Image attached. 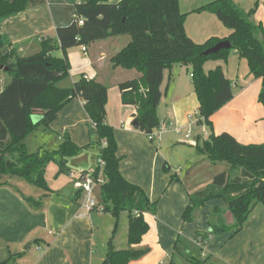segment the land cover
Returning <instances> with one entry per match:
<instances>
[{
	"label": "trees",
	"instance_id": "obj_1",
	"mask_svg": "<svg viewBox=\"0 0 264 264\" xmlns=\"http://www.w3.org/2000/svg\"><path fill=\"white\" fill-rule=\"evenodd\" d=\"M115 1L118 3L112 5ZM44 3L45 0H0V66L9 68L6 72L9 80L5 79L0 91V177H19L49 192L46 180L49 164L56 163L59 174H70L68 160L88 147L77 146L69 133H65L58 150L30 153L24 140L40 126L50 128L68 103L81 99L90 118V134L98 136L96 146L100 153L97 161L101 159L105 164L106 182L100 187L102 212L114 216L126 212L129 219L127 239L130 248L116 251L110 242V251L103 264H130L149 252L132 247L140 245L149 232L145 214H154L157 203L121 173L122 158L118 155L114 128L106 121L109 87L85 77L72 88L60 86L70 76L67 51L103 39L132 36L110 61L114 69L133 70L140 75L118 87L122 104L136 108L137 130L147 136L161 127L157 110L162 100L164 72L175 65L190 68L199 102L198 123L212 131V117L233 99V91L222 67L206 72L205 64L226 62L232 52H237L247 60L251 74L262 80L259 103L264 107V28L251 22L250 14L232 0H213L196 12L216 15L231 34L226 39L211 38L198 45L183 32L186 16L179 13L178 0H85L77 6L78 18L72 25L59 28L56 38L42 39L39 51L24 57L2 33V25L30 6ZM81 17L84 18L83 25L79 24ZM148 32L152 36L148 38L149 47H145L142 39ZM224 41L231 43V49L205 55ZM58 51L63 52V57L53 55ZM36 111L42 112L38 124L32 121ZM194 148L210 163L228 166L227 171L217 175L205 188L189 195L190 204L183 213L184 223L191 224L209 202L216 199L225 202L226 209L214 208L216 220L209 224L208 230L196 233V241L206 246L212 238L239 233L254 209L258 205L264 206V144L243 145L228 133H212ZM98 171L96 162L92 174L97 176ZM173 180L180 179L174 176ZM9 261L0 264H9ZM191 263L207 264L196 258H192Z\"/></svg>",
	"mask_w": 264,
	"mask_h": 264
},
{
	"label": "crops",
	"instance_id": "obj_2",
	"mask_svg": "<svg viewBox=\"0 0 264 264\" xmlns=\"http://www.w3.org/2000/svg\"><path fill=\"white\" fill-rule=\"evenodd\" d=\"M212 1L178 0V11L186 16L183 32L198 45L211 38L226 39L231 34L216 15L196 12ZM84 2L85 0H45L44 4L30 6L25 12L4 22L2 33L8 36L13 47L17 48L22 56L33 55L39 51L42 39L56 38L59 28L73 24L78 18L77 6ZM113 3L117 4L118 1ZM151 36L152 33L148 32L142 39L145 47H149L148 38ZM131 39L132 36L123 35L99 40L86 45V53L82 51V46L80 50H68L67 57L71 64L70 82L61 87L72 88L82 77L109 87L106 121L114 128L118 155L122 158L121 173L129 182L144 188L152 202L155 193L163 192L166 187L177 188L170 182L167 186L164 184L156 187L152 175L162 173L164 168L172 169L168 158L161 153V144L165 143L167 147L188 144L192 147V172L203 170L209 175L207 180L199 186L196 184L183 197L177 196L178 201L172 202L171 209H160V205L154 215L145 214L150 231L140 245L132 248L148 249L149 252L142 259L130 263L192 264V238L197 232L207 231L209 224L200 221V226L193 228L192 223H184L182 217L190 204L189 195L202 187L205 188L217 175L228 169L224 163H210L205 156L198 155L194 147L208 139L212 133H228L243 145H263L264 107L259 103L263 83L251 74L247 60L242 59L237 52H232L226 62H207L204 67L206 72L222 67L225 76L232 83L233 99L212 117V131L197 120V124L204 128L203 138L198 135V138L192 139L191 142L174 137L179 135L175 129L186 128L191 115H196L199 107L192 74L191 81L187 76L191 69L175 65L171 70L165 71L161 85L162 100L157 114L162 127L172 125L173 128L163 130L160 148L156 147L155 150L148 136L134 128L136 108L122 104L118 87L122 82L138 78L139 73L121 68L114 69L110 61ZM55 53L63 56L62 51ZM1 84L0 91L4 86ZM33 116L36 117L34 122L38 124L42 119V112L36 111ZM89 124L90 118L84 103L81 99H75L65 106L50 128L39 131L41 126L38 127L37 134L40 132L41 136L36 135V145L29 139L30 136L24 140L30 153L40 150L56 151L63 143L62 136L69 133L77 146L88 148L78 157L68 160L70 174L61 175L56 163L49 164L46 178L50 171L58 180L52 184L46 179L49 192L36 187L34 190L25 187L26 194H23L18 190V186L12 184L14 180L11 176L0 181V261L10 260L9 264H103L107 258L110 251L108 242L115 231L108 218L113 216L98 209L88 212L82 207V192L79 193L73 186L76 174L92 173L95 170L100 153L98 146H90L95 140L88 131ZM45 132L49 135H45ZM148 172L152 177L147 179L146 176L144 179L143 173L148 175ZM175 174L179 178V175ZM99 188L94 190V194L99 196L101 201ZM223 204L224 206L216 207L226 209L225 202ZM123 214L128 215L126 212L121 215ZM50 232H54V235ZM181 240L187 242L183 248L179 244ZM194 242L201 246L195 239ZM128 247V243L125 244L124 241L117 243L115 237L114 250L121 251ZM203 250L209 255H206L208 259L212 257L216 262L214 264H264V206L258 205L254 209L239 233L212 238ZM210 263L212 261L207 262Z\"/></svg>",
	"mask_w": 264,
	"mask_h": 264
},
{
	"label": "rangeland",
	"instance_id": "obj_3",
	"mask_svg": "<svg viewBox=\"0 0 264 264\" xmlns=\"http://www.w3.org/2000/svg\"><path fill=\"white\" fill-rule=\"evenodd\" d=\"M233 3L235 5H237L240 9L245 11L247 14H250L251 22H253L255 25H258V26L261 25L264 28V12H263L264 11V0H233ZM113 4L114 3H112V5ZM81 19L83 20L84 18L81 17ZM259 19H261L262 21L259 20ZM74 48H76V50L77 49L80 50L81 46H77V47H74ZM53 55L55 57H61V54L54 53ZM190 75H191V72L187 73L188 79L191 81ZM0 76L2 77V82L1 83L4 84L5 79L8 82L9 76L6 74V72H4V71L0 72ZM69 82H70V77L65 79L64 81H62L60 83V86H64V85L68 84ZM35 118L36 117L32 116V121H33L34 124H36L34 122ZM37 129L29 135L30 136L29 139L34 141V145H36V143H35L36 142V140H35L36 135H40V132H39V134H37L38 133ZM39 129H40L39 131H45L44 129H48V128H45L44 126H41V128H39ZM86 129H87V127H86ZM203 129L204 128L201 125L197 124L196 115L192 114L191 118L189 119V124L187 125V127L181 129L179 135H176L174 137L178 138L179 140H185V141H191L192 142V139L198 138V135L201 136V139L203 138V133H204ZM45 133H46L45 135H49L47 132H45ZM92 136H93V139L95 140V142L92 143V145H91L92 148H93L96 145L97 141H98V136L96 134H94ZM159 145L160 144H158V145L153 144L155 150H156V147L160 148ZM35 148H37V147H35ZM32 150L36 151L37 149H31V151ZM35 151H33V152H35ZM85 153H87V152H85ZM161 153L165 157L168 158L167 159L168 164L172 167V169L166 170L164 168L163 169L164 172L162 171V173L160 172V173H157L156 175L155 174L152 175L154 177V181L156 182V187L159 188L161 185H164V184H166V186H167V184H169V182H170L171 185L174 184V185H176L177 188L173 189L172 187L171 188L166 187L165 189H163V192L155 193V197H154V201L153 202L157 203L156 212L159 209L160 205H162L160 207V209L163 208V207L166 208V209H171L173 201L177 202L179 197H183L184 194H186L187 192H190V190H192V188L195 187L196 184H198V186H199L200 183L205 182L207 180L208 176H209L208 173H205L203 170H200V171L198 170V171L192 172V165H193L192 164V147L190 145H188V144H186V145L185 144H176V146L167 147L166 144L163 143V144H161ZM224 165H227V164L224 163ZM175 173H177L179 175V178H180L179 181H174L173 180V177L176 176ZM47 174L48 175H47L46 179L48 181L50 180V182L52 184H54L55 181H58V180L55 179V174H52V172L49 171ZM147 174L148 175L143 173V178L144 179L146 178V176H147V179L148 178L150 179V177H152L150 172H148ZM61 175H66V174H61ZM6 177H8V176L0 177V181L5 179ZM9 179L10 178H7V180H9ZM12 179L14 180L12 184L14 186H18V190L23 192V194H26L25 187H29L28 189H33V190L36 189L34 186L30 185L28 182H26L22 178L12 176ZM10 183H11V181H10ZM142 189L145 191L144 188H142ZM146 194L149 197V194L147 192H146ZM165 194H166V196H164ZM177 196H178V198H177ZM94 198H95L96 203L98 205H100L101 201H100L99 196L94 194ZM161 198H164V199H161ZM223 203H224V201L222 199H216V200H213V201L209 202L204 208H202L197 213L196 219H195V221H197V222L195 223V221H194L192 223V227L193 228H198L200 226L199 224L201 222L205 223V224H207V222H208V224L214 223L215 220H216V217L213 214V210H214V208L216 206H220V205L224 206ZM98 210H100V209H98ZM149 213H151V212H149ZM121 214L118 215V216L112 215L113 216L112 218L111 217L108 218L110 223L113 224V230H115L114 234L112 232V235H111L112 237H111V239L108 242V248L110 246L109 245L110 242L112 243V246H113V241H114L115 237L117 239V243H121L122 241H124L125 244L128 243V240H127L128 222H129L128 215H125V214L121 215ZM151 214H153V213H151ZM227 217H230V215L228 214ZM145 220H146V217H145ZM146 222L148 223L147 220H146ZM109 226H110V224H109ZM227 234H225V235H227ZM195 238H196V235H195L194 238H192V258H196V259H198L200 261H203V262L212 261V263H216L214 260L211 259L212 257L210 259H208L209 255L206 253V251L203 250L204 246H202V245H201L202 247L198 246L197 243L194 242ZM126 240H127V243H126ZM185 243H187L185 240H181L179 242V244L181 246L180 245L179 246L181 248H183ZM129 247L127 249H129ZM142 250H148V249H142ZM203 253H205V254H203ZM201 257H202V259H201ZM2 262H4V261H0V263H2ZM11 264H13V263H11ZM165 264H169V263L166 262Z\"/></svg>",
	"mask_w": 264,
	"mask_h": 264
},
{
	"label": "built area",
	"instance_id": "obj_4",
	"mask_svg": "<svg viewBox=\"0 0 264 264\" xmlns=\"http://www.w3.org/2000/svg\"><path fill=\"white\" fill-rule=\"evenodd\" d=\"M79 24L83 25L84 20L80 19ZM82 51L86 53L87 48L85 46H82ZM88 79L87 77H85ZM172 125H163L159 129H156L154 132H152L150 135H148V138L150 142L158 145L160 144L163 136V130L172 129ZM176 133H180L181 130L175 129ZM97 164L99 165V171L97 173V176L93 175L92 173H78L75 175V181H74V188L76 190H79L83 194V202L82 207L86 209L88 212L100 209L101 207L96 203L94 198V190L97 187H101L105 184L106 180L104 178V161L99 159L97 161ZM50 234L54 235V232H50ZM201 245V244H200Z\"/></svg>",
	"mask_w": 264,
	"mask_h": 264
},
{
	"label": "water",
	"instance_id": "obj_5",
	"mask_svg": "<svg viewBox=\"0 0 264 264\" xmlns=\"http://www.w3.org/2000/svg\"><path fill=\"white\" fill-rule=\"evenodd\" d=\"M231 47H232V45H231V43L229 41H224V42L219 43L218 45H216L212 49L206 51L205 55H215V54H218L219 52H221L223 50L231 49ZM2 71L8 72L9 68L4 67V66H0V72H2ZM133 126H134V128L137 129L138 122L134 121Z\"/></svg>",
	"mask_w": 264,
	"mask_h": 264
}]
</instances>
